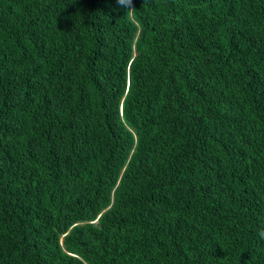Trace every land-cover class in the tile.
Listing matches in <instances>:
<instances>
[{"label":"trees","instance_id":"16d2710c","mask_svg":"<svg viewBox=\"0 0 264 264\" xmlns=\"http://www.w3.org/2000/svg\"><path fill=\"white\" fill-rule=\"evenodd\" d=\"M0 0V264H264V0Z\"/></svg>","mask_w":264,"mask_h":264},{"label":"clouds","instance_id":"9594fccd","mask_svg":"<svg viewBox=\"0 0 264 264\" xmlns=\"http://www.w3.org/2000/svg\"><path fill=\"white\" fill-rule=\"evenodd\" d=\"M116 4L124 8L126 11H133L135 9L134 0H115ZM257 235L264 240V226L257 229Z\"/></svg>","mask_w":264,"mask_h":264}]
</instances>
